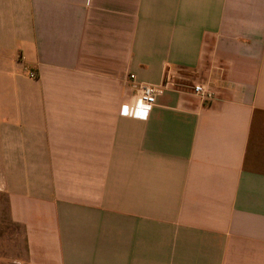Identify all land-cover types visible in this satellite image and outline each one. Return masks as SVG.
<instances>
[{"label":"crops","instance_id":"obj_1","mask_svg":"<svg viewBox=\"0 0 264 264\" xmlns=\"http://www.w3.org/2000/svg\"><path fill=\"white\" fill-rule=\"evenodd\" d=\"M0 193V264H264V0H0Z\"/></svg>","mask_w":264,"mask_h":264},{"label":"built area","instance_id":"obj_2","mask_svg":"<svg viewBox=\"0 0 264 264\" xmlns=\"http://www.w3.org/2000/svg\"><path fill=\"white\" fill-rule=\"evenodd\" d=\"M34 78V74L29 75ZM128 80L131 81V87L134 90V96L127 106L126 116L146 120L149 116L151 108L156 104L157 98L167 90L168 83L165 82L160 87L137 83L134 75H129ZM191 92L204 102L214 99L213 93L204 85L196 84L191 87Z\"/></svg>","mask_w":264,"mask_h":264},{"label":"rangeland","instance_id":"obj_3","mask_svg":"<svg viewBox=\"0 0 264 264\" xmlns=\"http://www.w3.org/2000/svg\"><path fill=\"white\" fill-rule=\"evenodd\" d=\"M21 230L9 221L7 204L5 197L0 193V254L15 255V251L22 254V245L11 244V239L16 235L20 237ZM11 246H17V250L10 249Z\"/></svg>","mask_w":264,"mask_h":264}]
</instances>
